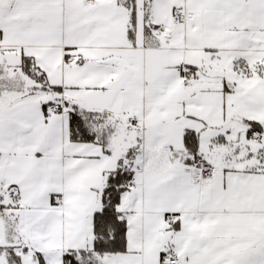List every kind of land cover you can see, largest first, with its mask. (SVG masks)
Returning <instances> with one entry per match:
<instances>
[{
  "label": "snow or ice",
  "instance_id": "snow-or-ice-1",
  "mask_svg": "<svg viewBox=\"0 0 264 264\" xmlns=\"http://www.w3.org/2000/svg\"><path fill=\"white\" fill-rule=\"evenodd\" d=\"M0 264H264V0H0Z\"/></svg>",
  "mask_w": 264,
  "mask_h": 264
}]
</instances>
